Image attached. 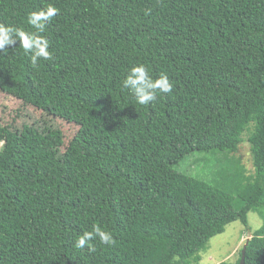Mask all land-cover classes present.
I'll return each instance as SVG.
<instances>
[{"label": "trees", "instance_id": "1", "mask_svg": "<svg viewBox=\"0 0 264 264\" xmlns=\"http://www.w3.org/2000/svg\"><path fill=\"white\" fill-rule=\"evenodd\" d=\"M49 4L52 58L9 46L0 90L76 129L63 151L0 129V264H201L237 220L245 264H264V0H0V23L35 31ZM137 64L172 92L136 103L122 81ZM195 152L211 174L180 170ZM97 223L115 243L75 248Z\"/></svg>", "mask_w": 264, "mask_h": 264}, {"label": "rangeland", "instance_id": "2", "mask_svg": "<svg viewBox=\"0 0 264 264\" xmlns=\"http://www.w3.org/2000/svg\"><path fill=\"white\" fill-rule=\"evenodd\" d=\"M30 125L37 138L40 139L43 136L55 151L60 147L62 151L64 150L65 144L71 139V135L76 129L75 125L66 120L50 115L42 109L25 105L20 99L0 90V129L12 131L19 129L21 136H25ZM1 135L2 133H0ZM4 144L5 138L0 137V150ZM195 153L197 154H191L189 160L179 166L180 170L191 173L201 172L202 175L211 174L212 169L209 166L215 164V158L210 154ZM199 153L203 158L202 162L194 160L201 158ZM220 154L223 155V153ZM237 155L241 157L248 169H253L249 144H244ZM249 217L253 230L263 224L262 218L256 212H250ZM250 237L251 232L240 220L230 223L223 233L212 237L207 247L201 251V264H218L222 261L235 262L239 258L240 250Z\"/></svg>", "mask_w": 264, "mask_h": 264}, {"label": "clouds", "instance_id": "3", "mask_svg": "<svg viewBox=\"0 0 264 264\" xmlns=\"http://www.w3.org/2000/svg\"><path fill=\"white\" fill-rule=\"evenodd\" d=\"M58 11L55 6L49 4L38 11L30 12L27 23L35 30L32 32L14 25L0 23V53L7 52L9 46H14L18 42L24 54L30 57L33 66H36L40 59L50 60L52 53L49 51V41L41 34L44 33L47 23L58 14ZM122 86L131 93L139 105H148L156 100L158 92L171 93L174 87L166 74L153 78L144 64L132 65L122 81ZM95 239L108 246L115 243L112 233L97 223L92 225L90 231H84L77 237L74 247L83 249L87 246L89 251H94L95 247L91 242Z\"/></svg>", "mask_w": 264, "mask_h": 264}, {"label": "water", "instance_id": "4", "mask_svg": "<svg viewBox=\"0 0 264 264\" xmlns=\"http://www.w3.org/2000/svg\"><path fill=\"white\" fill-rule=\"evenodd\" d=\"M249 241H250V238L247 239L244 247H243V250H242V257H241V260H240V264H245V261H246V253H247V246L249 244Z\"/></svg>", "mask_w": 264, "mask_h": 264}]
</instances>
